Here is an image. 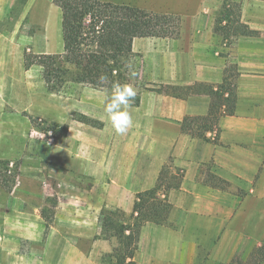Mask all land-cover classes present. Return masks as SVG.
Listing matches in <instances>:
<instances>
[{"label": "crops", "instance_id": "crops-1", "mask_svg": "<svg viewBox=\"0 0 264 264\" xmlns=\"http://www.w3.org/2000/svg\"><path fill=\"white\" fill-rule=\"evenodd\" d=\"M46 1L55 6L53 0ZM99 1L178 16L179 37L133 39V59L142 60L146 81L127 109L133 125L123 135L114 131L104 111L112 90L72 83L75 95L69 114L101 125L73 118L64 123L68 133L63 140L75 135L70 139V165L44 154L41 177L27 176L22 166L11 187L0 179V264H102L115 241L100 235V210L119 209L130 215L136 194L156 185L164 165L169 167L168 176L180 170L182 178L178 188L158 192L160 198L166 196L170 213L165 223L141 228L133 262L245 260L264 244V0H230L240 9L241 23L256 32L252 36L215 32V18L197 13L205 0ZM53 9L49 22L54 27L45 30L44 37L58 38L62 49L61 14ZM1 53L0 80L7 82L12 77L6 48ZM23 70L28 71L22 63L20 73ZM224 78L235 87L234 114L220 117L205 133L206 140L182 133L181 124L185 117L207 115V95L180 99L149 89L190 88L196 83L216 89ZM16 149L21 152L23 146ZM16 149L14 144L0 149V164L11 161ZM65 168L86 182L63 178ZM42 184L45 189L49 184L56 197L51 209ZM43 215L51 222L46 223Z\"/></svg>", "mask_w": 264, "mask_h": 264}, {"label": "trees", "instance_id": "trees-1", "mask_svg": "<svg viewBox=\"0 0 264 264\" xmlns=\"http://www.w3.org/2000/svg\"><path fill=\"white\" fill-rule=\"evenodd\" d=\"M53 4L61 14L62 52L23 55V68L41 67L43 81L51 92H59L67 82L100 90H112L116 83L128 84L134 38L177 39L180 34V18L175 15L99 0H53ZM214 31L232 36L256 34L241 23L238 5H229L227 0L221 4L220 17L215 18ZM101 76H106L107 80L101 82ZM150 91L180 99L188 94L207 95L210 99L207 115L185 117L181 124L182 133L203 140H206L205 133L216 127L220 117L234 114L236 105L235 87L225 78L216 89L196 83L190 88L160 85ZM79 118L78 121L87 125H101L86 116ZM58 127L60 137L64 138L68 125ZM168 174L169 167L164 165L156 185L136 194L130 215L119 209L100 210V235L104 240L115 241L111 252L102 257V264H135L132 259L138 249L141 228L146 223L161 225L166 222L171 205L166 196L160 198L158 192L162 188L165 191L178 188L182 178L180 170L172 177ZM43 216L46 223L51 222ZM228 264H264V244L255 247L245 260L236 259Z\"/></svg>", "mask_w": 264, "mask_h": 264}, {"label": "rangeland", "instance_id": "rangeland-1", "mask_svg": "<svg viewBox=\"0 0 264 264\" xmlns=\"http://www.w3.org/2000/svg\"><path fill=\"white\" fill-rule=\"evenodd\" d=\"M223 1L205 0L204 6L201 5L197 13L208 18L220 17ZM227 1L230 5V0ZM40 2L45 3L40 6ZM46 2V0H0V16H4L0 20V56L2 49L6 48V61L12 77L7 82L0 80V131L4 129L0 134V149H4L8 144L10 146L14 144L15 149L23 146L21 152L17 149L14 151L11 161H2L0 164V179L7 180L9 187L16 182L22 166L26 168L27 176L41 177L40 163H45L44 154L51 155L52 159L58 158V164L70 165L73 146L70 139L75 135L71 133L69 141L63 140L58 126L69 123L72 118L77 121L80 119L79 116H82L69 114L70 102L75 95L71 82L63 85L59 92H51L43 82L41 67L33 65L27 72L19 71L24 54L62 52L58 47V38L44 37L45 30L54 27V23L49 22V16L55 15L53 8H56ZM42 15L46 16L45 21H42ZM231 16L233 17V14H230V18ZM128 67V84L124 85L132 86L137 96V92L144 88L146 81L143 62L140 58H134ZM132 72H135V76L131 74ZM156 87L158 86L152 88ZM3 155L6 156V153ZM62 173L63 178L86 182L83 178L74 174L73 176L66 168ZM169 177H172V174ZM41 187V193L48 196L47 207L51 209L57 202L56 197L54 193H50L49 184L47 189L44 188V184Z\"/></svg>", "mask_w": 264, "mask_h": 264}, {"label": "clouds", "instance_id": "clouds-1", "mask_svg": "<svg viewBox=\"0 0 264 264\" xmlns=\"http://www.w3.org/2000/svg\"><path fill=\"white\" fill-rule=\"evenodd\" d=\"M131 74L135 76V72ZM100 80L104 82L107 77L101 76ZM135 97L136 91L132 86H122L118 83L113 85L112 95L107 98L108 102L104 106V111L108 114L111 125L117 134H125L133 125L132 117L127 109Z\"/></svg>", "mask_w": 264, "mask_h": 264}]
</instances>
